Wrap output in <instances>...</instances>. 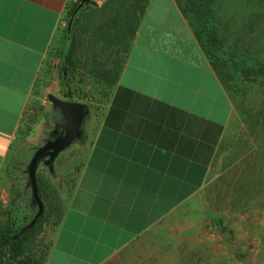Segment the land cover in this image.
<instances>
[{"label":"crops","instance_id":"obj_1","mask_svg":"<svg viewBox=\"0 0 264 264\" xmlns=\"http://www.w3.org/2000/svg\"><path fill=\"white\" fill-rule=\"evenodd\" d=\"M77 1L0 0V176ZM234 113L177 1L150 0L118 84L89 120L85 162L45 264L166 257L154 234L172 237L173 215L205 187ZM167 253L158 264H180Z\"/></svg>","mask_w":264,"mask_h":264},{"label":"rangeland","instance_id":"obj_2","mask_svg":"<svg viewBox=\"0 0 264 264\" xmlns=\"http://www.w3.org/2000/svg\"><path fill=\"white\" fill-rule=\"evenodd\" d=\"M211 2L215 11L214 26L221 33L218 56L224 62L222 68L230 75L227 84L224 80L222 83L235 113L205 187L173 215V224L167 229L172 234L170 240L162 234L167 232L154 234L155 248L161 249L157 255H166L157 256V264L168 262L167 252L171 253L172 263L180 264H264V72H261L264 0ZM102 4V0L92 3ZM59 43L60 38L47 58L34 101L0 176V227L10 215H14L19 225L23 223L22 205L31 191L28 166L37 149L54 133L49 135V112L46 111L49 97L88 105L91 116L87 120L90 121L99 118L110 98L106 85L87 70L69 71L63 78ZM233 58L242 66L238 68ZM244 65L256 67L257 75L242 76L239 69ZM63 82L68 84L70 99L64 97ZM88 135L86 121L83 138L58 157L55 171L51 172L45 162L38 170L40 178L56 191L66 206L85 162ZM58 229L55 220L43 227L36 240L37 253L42 255L52 247Z\"/></svg>","mask_w":264,"mask_h":264},{"label":"trees","instance_id":"obj_3","mask_svg":"<svg viewBox=\"0 0 264 264\" xmlns=\"http://www.w3.org/2000/svg\"><path fill=\"white\" fill-rule=\"evenodd\" d=\"M101 6L86 5L76 16L69 34V23L82 0L69 5L64 17V29L59 50L63 78L69 71H89L90 75L110 90L118 84L126 59L131 52L150 0H102ZM181 12L193 29L197 42L209 59L221 83L228 76L218 56L221 33L214 26L215 11L211 0H176ZM107 56V57H106ZM117 57L111 60V57ZM221 59V60H220ZM239 68L242 65L233 58ZM246 78L257 75L256 67L244 65L239 69ZM238 71V72H239ZM264 72V68H261ZM223 84V83H222ZM227 84V83H226ZM64 97L71 98L68 84L62 83ZM89 123V120H87ZM49 135L54 132L55 121L48 118ZM80 141V140H78ZM76 141V143L78 142ZM38 186L45 207V216L34 228L21 233L37 215V207L31 204V191L22 205L24 217L20 225L14 215L0 227V264H45L51 248L40 255L36 251L37 237L43 227L55 220L60 227L67 206L38 174ZM17 208L21 209L18 205Z\"/></svg>","mask_w":264,"mask_h":264},{"label":"water","instance_id":"obj_4","mask_svg":"<svg viewBox=\"0 0 264 264\" xmlns=\"http://www.w3.org/2000/svg\"><path fill=\"white\" fill-rule=\"evenodd\" d=\"M92 3L93 0H82L79 4L69 23V34L78 13L86 5ZM46 111L49 112V118L55 119L56 126L53 136L37 149L27 169L28 187L31 189L32 204L37 207L38 212L33 221L21 233L34 228L45 216V207L38 186V170L40 165L45 162L50 171L54 172L55 162L58 157L76 141L83 138L84 124L91 116L88 105L64 101L55 96L49 97Z\"/></svg>","mask_w":264,"mask_h":264}]
</instances>
